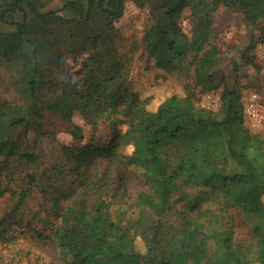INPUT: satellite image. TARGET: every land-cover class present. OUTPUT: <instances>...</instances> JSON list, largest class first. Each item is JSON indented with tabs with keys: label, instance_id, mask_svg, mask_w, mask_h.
Returning <instances> with one entry per match:
<instances>
[{
	"label": "trees",
	"instance_id": "1",
	"mask_svg": "<svg viewBox=\"0 0 264 264\" xmlns=\"http://www.w3.org/2000/svg\"><path fill=\"white\" fill-rule=\"evenodd\" d=\"M127 1L64 0L43 10L44 0H0V57L14 62L11 80L24 96L17 103L0 92V156L8 158L0 167V206L7 200L0 264H18L25 242L51 245L61 264H264V136L243 124L239 90L223 87L219 117L196 103V91L219 86L216 10L224 5L243 12L247 32L233 66L250 80L251 69L260 68L251 50L264 42V0H130L146 11L145 50L155 65L185 77L183 95L170 92L156 104L152 94L128 86L131 58L116 49ZM45 61L65 67L62 86L46 93L40 80ZM75 112L91 129L86 145L76 144L84 130L73 122ZM49 115L64 122L72 141L53 146L46 176L52 187L41 214L26 204L45 175L32 165L44 164L46 153L29 141L39 142ZM122 118L127 125L120 130ZM101 124L112 135L107 144L93 142ZM15 161L26 168L18 171ZM128 165L142 168L148 182L134 199L133 215L112 209L110 198V177ZM59 175L72 179L65 190L52 180ZM18 176L24 183L17 186ZM189 184L221 195L220 211L241 210L252 239H234L222 212L205 220L200 204L182 209L180 222L168 228L164 214Z\"/></svg>",
	"mask_w": 264,
	"mask_h": 264
},
{
	"label": "rangeland",
	"instance_id": "2",
	"mask_svg": "<svg viewBox=\"0 0 264 264\" xmlns=\"http://www.w3.org/2000/svg\"><path fill=\"white\" fill-rule=\"evenodd\" d=\"M63 2L64 0H44L45 5L43 10L60 8ZM125 5V14L117 22L118 29L114 36L116 49L119 53L131 58L127 74L128 86L141 96L152 94L154 104L170 92H174L176 95H183L185 93V77L157 67L155 65V59L145 50L147 25L149 23L145 9L137 6L136 3L130 0ZM184 12H186V9H184ZM181 24L185 30L188 29L187 19L183 18ZM212 28L216 35L215 42L221 50L222 63L216 70V80L219 82V86L210 91H196V103L209 109L219 117L222 115L220 93L223 87L226 86L239 90L244 106L243 124L250 132L264 136V121L260 125L254 126L244 111L245 105L252 98L256 99L259 105L264 106V42H258L251 50L254 61L260 68L258 70L252 68V78L247 80L246 77L240 76V69L234 68L233 66V58H238L236 55L237 47L243 42L247 32L242 10L221 5L215 12ZM255 34H258V30L255 31ZM77 67L78 65L75 68ZM43 68V75L40 78L42 80V91L46 93L55 86L61 87L65 67L53 68L51 62L45 61ZM15 69L14 62L6 61L3 57H0V92L13 102L23 103V94L20 93L18 87L11 80V75ZM72 120L74 123L80 124L84 130V138L77 141L76 144H88L92 137L90 127L84 123L79 112H75ZM126 125V119L122 118L118 121L117 128L123 130ZM64 126V122L58 116H46L43 125L38 129L40 133L39 142H35L33 139L29 141L31 148L43 147L46 153V161H44V164L32 165L38 172L44 170L45 175L42 176L38 187L27 198L26 210L41 209V214L44 212L43 204L48 200L45 192L52 187L50 184L51 180L46 176L50 174L53 160V146H55L57 141H72L63 132ZM108 130L106 124H101L93 142L97 144L109 143L112 135L108 134ZM7 159L5 156H0V167ZM97 164L100 169L105 167V161L101 158ZM14 165L18 171L26 168V166H20V163L17 161L14 162ZM113 174H115V171L111 173V175ZM110 178V198L113 202L112 209L121 206L127 211V214H135L136 208L133 206L134 199L138 192L148 188V182L142 175V168L135 165H128L120 170L119 176L114 175ZM52 180L58 185H63L62 188L64 189L70 185L72 179L70 175L65 177L59 175L58 177L55 176L52 178ZM23 181V178L18 176L15 178V183H17L15 185H22L24 183ZM199 188L200 186L189 184L179 190L178 195L183 196V199L173 201L171 208L164 214L166 226L173 228L180 222L182 209H190L192 205L200 204L204 212L205 220H208V217H214L213 215L222 212V219L231 227L234 239L250 241L252 239L251 228L249 223L246 222L245 215L241 213L242 211L233 207L225 211H220L218 207L222 200L221 195L216 192L213 195H209L208 193L200 192ZM65 202L66 200H62V204ZM6 204L7 200L4 201L3 199L0 206V215H2ZM137 244L141 249L143 248L141 239H137ZM23 246L24 253L20 255L18 264H61L55 256V250L49 244H44L42 247L37 246L35 243L25 242Z\"/></svg>",
	"mask_w": 264,
	"mask_h": 264
},
{
	"label": "built area",
	"instance_id": "3",
	"mask_svg": "<svg viewBox=\"0 0 264 264\" xmlns=\"http://www.w3.org/2000/svg\"><path fill=\"white\" fill-rule=\"evenodd\" d=\"M245 114L251 119L252 125H260L264 121V106H261L256 102V99L252 98L245 105Z\"/></svg>",
	"mask_w": 264,
	"mask_h": 264
}]
</instances>
